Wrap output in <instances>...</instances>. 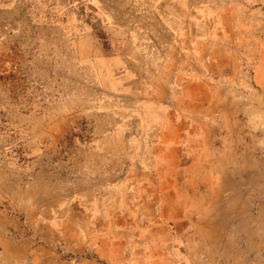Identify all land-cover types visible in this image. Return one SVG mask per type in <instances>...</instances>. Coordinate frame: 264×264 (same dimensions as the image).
Masks as SVG:
<instances>
[{"label": "rangeland", "instance_id": "1", "mask_svg": "<svg viewBox=\"0 0 264 264\" xmlns=\"http://www.w3.org/2000/svg\"><path fill=\"white\" fill-rule=\"evenodd\" d=\"M0 264H264V0H0Z\"/></svg>", "mask_w": 264, "mask_h": 264}, {"label": "crops", "instance_id": "2", "mask_svg": "<svg viewBox=\"0 0 264 264\" xmlns=\"http://www.w3.org/2000/svg\"><path fill=\"white\" fill-rule=\"evenodd\" d=\"M162 99H163L162 97H157L158 102H161ZM184 124H185V122L183 121L182 118H174V115L169 110H166L163 113H161L160 119L157 121V125H158V127L156 129L157 142L155 144H153L154 152L152 150L151 155L154 154L155 151H157V149H159V150L175 149V145L177 143L182 142L183 137H182L181 129H182V126ZM172 130H174V131L176 130L177 137L174 136V140L170 142L169 140H171V139L167 138L166 136ZM168 143H170V144H168ZM178 150H179V154H177L176 156H173V158L169 155H167V156L160 155V158H158V161H159L158 163L160 165L162 164V166H166V165L176 166V165H178L180 163V160L182 159L180 149H178ZM170 159H171V161H169ZM178 160H179V163H178ZM137 161H138L139 167H141V164L139 162V156H137Z\"/></svg>", "mask_w": 264, "mask_h": 264}]
</instances>
